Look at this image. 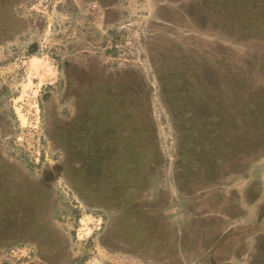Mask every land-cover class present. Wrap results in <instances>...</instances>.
Listing matches in <instances>:
<instances>
[{
    "label": "rangeland",
    "instance_id": "rangeland-1",
    "mask_svg": "<svg viewBox=\"0 0 264 264\" xmlns=\"http://www.w3.org/2000/svg\"><path fill=\"white\" fill-rule=\"evenodd\" d=\"M263 212L264 0H0V264H264Z\"/></svg>",
    "mask_w": 264,
    "mask_h": 264
},
{
    "label": "flooded vegetation",
    "instance_id": "flooded-vegetation-1",
    "mask_svg": "<svg viewBox=\"0 0 264 264\" xmlns=\"http://www.w3.org/2000/svg\"><path fill=\"white\" fill-rule=\"evenodd\" d=\"M55 129H56L55 131H58L59 128H55ZM58 132H61V131H58ZM56 147H58L62 151V156H63L64 160H68L70 154L67 152V150L68 149H72L73 148V145L71 143L66 142V140H63V141H59L57 143ZM64 166H66V165L63 164L62 167L59 168V170L61 169V172H62V168H64ZM68 170H69V166H67V169H65V171L63 169V171H64L63 175L64 176H65V173L67 175V171ZM61 176H62V174H61Z\"/></svg>",
    "mask_w": 264,
    "mask_h": 264
}]
</instances>
